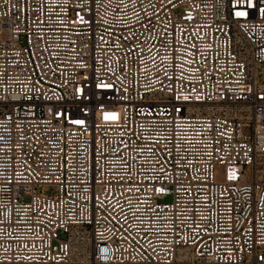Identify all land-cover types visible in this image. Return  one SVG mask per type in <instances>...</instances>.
I'll return each instance as SVG.
<instances>
[{
    "label": "built area",
    "instance_id": "1",
    "mask_svg": "<svg viewBox=\"0 0 264 264\" xmlns=\"http://www.w3.org/2000/svg\"><path fill=\"white\" fill-rule=\"evenodd\" d=\"M0 264H264V0H0Z\"/></svg>",
    "mask_w": 264,
    "mask_h": 264
},
{
    "label": "snow or ice",
    "instance_id": "2",
    "mask_svg": "<svg viewBox=\"0 0 264 264\" xmlns=\"http://www.w3.org/2000/svg\"><path fill=\"white\" fill-rule=\"evenodd\" d=\"M92 2L94 3V0H92ZM169 2H171V0H169ZM89 11H92V9H89ZM237 15H244V13L239 12V13H237ZM81 21L87 23V21H84V18L83 17H81ZM149 23H150V21H149ZM124 39H127V37H124ZM189 63H191V61H189ZM165 76H167V73L166 72H165ZM95 86L97 88H101V89H106V88H111L112 87V85L106 84V83H104L102 81L99 82V83H97ZM175 99L177 101H179L181 99V97L179 95H177V96H175ZM189 99H190L189 96H187V95L183 96V100L184 101H188ZM196 99H199V97H196ZM176 110L177 111H182L183 109L177 108ZM109 118L115 120V119H117V116H116L115 113H106L105 114V119H109ZM72 122L75 123V124H83L84 123V121H82V120H74ZM125 163L127 164V161H125ZM229 178L231 179V177H229Z\"/></svg>",
    "mask_w": 264,
    "mask_h": 264
},
{
    "label": "rangeland",
    "instance_id": "3",
    "mask_svg": "<svg viewBox=\"0 0 264 264\" xmlns=\"http://www.w3.org/2000/svg\"><path fill=\"white\" fill-rule=\"evenodd\" d=\"M167 200L169 199V197L166 198Z\"/></svg>",
    "mask_w": 264,
    "mask_h": 264
}]
</instances>
